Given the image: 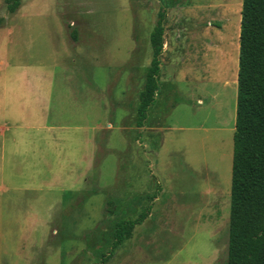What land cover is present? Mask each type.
<instances>
[{
	"label": "rangeland",
	"instance_id": "374dc122",
	"mask_svg": "<svg viewBox=\"0 0 264 264\" xmlns=\"http://www.w3.org/2000/svg\"><path fill=\"white\" fill-rule=\"evenodd\" d=\"M241 6L0 0V264H226Z\"/></svg>",
	"mask_w": 264,
	"mask_h": 264
},
{
	"label": "trees",
	"instance_id": "16d2710c",
	"mask_svg": "<svg viewBox=\"0 0 264 264\" xmlns=\"http://www.w3.org/2000/svg\"><path fill=\"white\" fill-rule=\"evenodd\" d=\"M4 2L8 13L21 6V0ZM164 18L165 12L159 11L150 33L152 59L139 94L138 126L144 125L155 101ZM3 24L0 17V26ZM107 207L110 213L114 210L112 201H107ZM145 217L114 223L107 256L132 236L134 226ZM226 264H264V0H242L241 6Z\"/></svg>",
	"mask_w": 264,
	"mask_h": 264
},
{
	"label": "crops",
	"instance_id": "0c3cea01",
	"mask_svg": "<svg viewBox=\"0 0 264 264\" xmlns=\"http://www.w3.org/2000/svg\"><path fill=\"white\" fill-rule=\"evenodd\" d=\"M157 89H158V88H157ZM156 91H157V90H156ZM156 93H157V92H156ZM133 230H134V229H133ZM132 235H133V233H132ZM131 237H132V236H131ZM131 237H130V238H131ZM128 239H129V238H128ZM126 240H127V239H126Z\"/></svg>",
	"mask_w": 264,
	"mask_h": 264
}]
</instances>
